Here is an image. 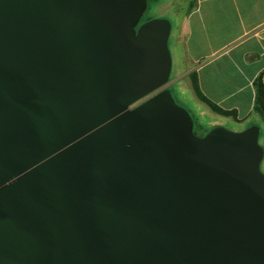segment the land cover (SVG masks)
I'll return each mask as SVG.
<instances>
[{
	"label": "water",
	"instance_id": "water-1",
	"mask_svg": "<svg viewBox=\"0 0 264 264\" xmlns=\"http://www.w3.org/2000/svg\"><path fill=\"white\" fill-rule=\"evenodd\" d=\"M146 0H0V264H264L259 129L193 133Z\"/></svg>",
	"mask_w": 264,
	"mask_h": 264
},
{
	"label": "crops",
	"instance_id": "crops-1",
	"mask_svg": "<svg viewBox=\"0 0 264 264\" xmlns=\"http://www.w3.org/2000/svg\"><path fill=\"white\" fill-rule=\"evenodd\" d=\"M175 20L186 72L196 74L203 96L233 111L235 118H225L244 129L258 126L252 124L261 121L253 109V82L260 75L264 87V0H192Z\"/></svg>",
	"mask_w": 264,
	"mask_h": 264
},
{
	"label": "rangeland",
	"instance_id": "rangeland-1",
	"mask_svg": "<svg viewBox=\"0 0 264 264\" xmlns=\"http://www.w3.org/2000/svg\"><path fill=\"white\" fill-rule=\"evenodd\" d=\"M192 0H146V9L139 20L143 24L153 19H165L171 25V32L167 41L168 51L171 57V70L166 84L174 102L193 115L203 130H211L214 127H222L232 132L245 130L242 125L235 123L231 118L221 117L213 113L208 107L202 104L195 96L189 73L186 72L187 64L185 60L184 47L182 40H176L174 28L175 18L184 16L186 6ZM252 124L261 127V121L253 120ZM247 129V128H246ZM203 130H196L198 134H203ZM260 130L259 144L264 148L262 140L263 129ZM194 133L198 135L197 133ZM260 171L264 174V155L260 163Z\"/></svg>",
	"mask_w": 264,
	"mask_h": 264
},
{
	"label": "trees",
	"instance_id": "trees-1",
	"mask_svg": "<svg viewBox=\"0 0 264 264\" xmlns=\"http://www.w3.org/2000/svg\"><path fill=\"white\" fill-rule=\"evenodd\" d=\"M191 79V85H192V90L196 96V98L206 104V106L215 114L224 116V117H234L235 118V113L233 111H225L221 108H219L217 105L206 99L203 94L201 93L198 82H197V77L194 72H192L190 75ZM253 87H254V112L255 114L261 119L262 122H264V87L261 82V76L259 75L253 82ZM192 120H193V133L196 132V130H203L202 126L199 124L198 120L195 119L193 115H190ZM208 130H203V134H199L195 136L197 137H203ZM264 150V148H263Z\"/></svg>",
	"mask_w": 264,
	"mask_h": 264
},
{
	"label": "flooded vegetation",
	"instance_id": "flooded-vegetation-1",
	"mask_svg": "<svg viewBox=\"0 0 264 264\" xmlns=\"http://www.w3.org/2000/svg\"><path fill=\"white\" fill-rule=\"evenodd\" d=\"M141 24H138V26H140ZM197 133V132H196ZM198 134V133H197ZM198 136H199V134H198Z\"/></svg>",
	"mask_w": 264,
	"mask_h": 264
}]
</instances>
